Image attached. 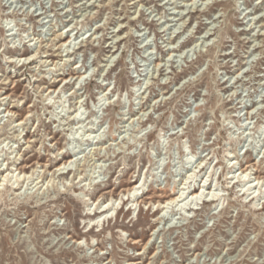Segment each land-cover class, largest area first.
<instances>
[{
	"label": "rangeland",
	"instance_id": "374dc122",
	"mask_svg": "<svg viewBox=\"0 0 264 264\" xmlns=\"http://www.w3.org/2000/svg\"><path fill=\"white\" fill-rule=\"evenodd\" d=\"M130 263L264 264V0H0V264Z\"/></svg>",
	"mask_w": 264,
	"mask_h": 264
},
{
	"label": "bare ground",
	"instance_id": "6f19581e",
	"mask_svg": "<svg viewBox=\"0 0 264 264\" xmlns=\"http://www.w3.org/2000/svg\"><path fill=\"white\" fill-rule=\"evenodd\" d=\"M67 32V31H66ZM93 34V33H92ZM91 34V35H92ZM90 35V36H91ZM117 39V38H116ZM68 42V43H67ZM70 43H71V41H70V39H67V40H65V41H63V43H62V45H66L67 44V47H69V45H70ZM61 45V46H62ZM70 48V47H69ZM22 58V57H21ZM20 59V58H19ZM56 64H57V62H56ZM55 64V65H56ZM84 74H81V75H78L77 77H76V79H75V81H78L80 78H84ZM81 80V79H80ZM64 81H66V79H64ZM66 83V82H65ZM50 91H52V92H54V90H50ZM74 119V118H73ZM19 123L18 124H20V123H22V121H18ZM74 157H73V155H70V157L68 158V160L67 161H64V162H62V163H60L59 165H57L56 167H55V172H64V170H65V168H67L70 164H73V159ZM75 161V160H74ZM190 162V161H189ZM199 165H201V164H199ZM8 169V168H7ZM70 169V168H69ZM68 171V170H67ZM32 172H33V170H32ZM247 171H245V170H243V171H241L240 173H239V176H243L245 173H246ZM19 173V172H18ZM21 173V172H20ZM65 173V172H64ZM32 174V173H31ZM19 175V174H18ZM7 177V176H6ZM2 178H3V175H2ZM240 178V177H239ZM138 179L139 178H137L136 180H134V182H133V184L128 188V189H126L125 190V192H122V193H120V195H122V196H120L121 197V200H123V201H132L131 200V198H134V199H139V197L141 196V195H143L145 192H144V190H142L141 191V193L139 192V189H140V185H138L137 183H138ZM238 179V178H237ZM3 180V179H2ZM240 181H241V179H239ZM255 180V179H254ZM245 181V180H244ZM247 181V180H246ZM205 182V181H204ZM252 183V182H251ZM186 184V183H185ZM258 184V182L256 183V185ZM142 185H144V183L142 184ZM245 185V184H244ZM253 185V184H252ZM251 185V186H252ZM190 186V185H189ZM189 186L188 187H186V189H189ZM205 186V183H203L202 185H198V188H197V190L196 189H193L191 192H189L188 190V192H187V194L185 195V187H182V188H180V193L179 192H174L173 193V195L172 196H170V197H168V198H165L164 200H161V201H157V202H154L153 203V205H156V211L158 212L157 213V216H159L160 214H161V212L163 211V210H165L166 208H168V207H172L173 208V206H178V205H180L181 203H184L188 198H190V202H192V201H194V200H196L197 201V199H200L201 198V195L203 194V193H201L200 194V192L198 191L199 190V188H201V187H204ZM194 187V186H193ZM250 187V186H249ZM248 187V188H249ZM247 188V189H248ZM247 191V190H246ZM139 193H140V195H139ZM209 193L210 192H208L207 194H205V196L207 197L208 195H209ZM130 194H132V195H130ZM123 196H127L126 197V199H124L123 198ZM211 201H214L215 199H214V195L213 194H211ZM204 201V200H203ZM113 204V203H112ZM99 205V204H98ZM101 207H102V205L101 206H99L98 208L100 209L99 210V212H96V214H98V216L100 217V216H102V215H105V214H108V212L110 211V209H111V207H110V209L109 208H103V209H101ZM97 211V210H96ZM94 216H95V213L93 214ZM159 217H161V216H159ZM160 219V218H159ZM131 264V263H130Z\"/></svg>",
	"mask_w": 264,
	"mask_h": 264
}]
</instances>
